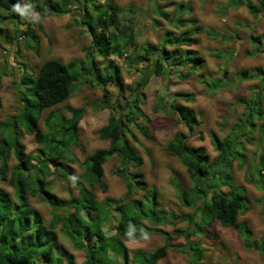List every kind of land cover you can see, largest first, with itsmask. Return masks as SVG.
I'll use <instances>...</instances> for the list:
<instances>
[{"label": "trees", "instance_id": "trees-1", "mask_svg": "<svg viewBox=\"0 0 264 264\" xmlns=\"http://www.w3.org/2000/svg\"><path fill=\"white\" fill-rule=\"evenodd\" d=\"M228 1L226 8L245 6L254 18L264 10L263 0L260 6H255L251 0ZM26 2L30 12H36L41 17L67 13L72 11V6L76 7L82 12L80 25L87 27L92 42L86 49L85 60L62 63L48 59L40 65L36 74L24 67L16 86L21 109L18 114L0 121V264H157L170 250L188 251L191 255L190 264H200L203 260L202 243L190 240L195 235L206 234L215 221L224 227H236L243 247L264 255V242L252 240L248 225L238 223L239 215L246 211L249 202L245 189L236 186L230 174L229 181L222 184L214 181L220 165L225 163L228 169L236 160L241 167L246 164L245 153L238 148L245 152V142L253 141V132L257 131L260 141L264 142L261 91L250 100L240 99L245 110L228 136L221 139L215 132H210L211 141L218 152L213 160L203 146L189 145L186 142L188 135L182 132L176 133L165 145L166 152L179 160L192 182L189 190L176 184L180 201L192 213L169 215L172 224L188 223L186 229L175 230L177 237L182 236L186 241L184 249L173 243L174 238L170 233L158 228L169 220L164 210L159 208L155 188L152 189L144 174L138 171L143 167L144 159L134 145L139 143L137 132L147 137L148 129L142 123H151L150 117L141 107L144 98L142 90L153 75L167 77L172 72L177 73L180 81H186L205 64V58L192 49L199 42L195 37L200 29L196 26L198 20L182 17L190 10L189 6L178 5L174 14L158 6L155 14L170 25V30L157 45L140 47L135 24L130 21L127 25L121 23V14L126 10L115 5L112 0L104 3L99 0ZM17 7L20 11L15 10ZM24 9L23 0H0V40L3 37L12 38L9 42L13 43V40L24 38L28 47L38 51L40 37L35 30H31L32 22H36L41 33H45V28L36 16L33 20L26 18L29 27L20 29L18 26L25 21ZM129 11L133 12V9ZM3 23L15 24L16 38L11 36L7 27L1 26ZM156 23L160 24L158 21ZM173 28L187 29L177 35ZM250 40L254 50L248 56L264 53V35H251ZM112 56L125 57V61L137 71H141L140 65H144L131 96L122 99L121 95L113 103L110 102L108 85L123 89L122 68L114 60H108L104 67L98 66L97 61L99 57L108 59ZM181 67L188 68L187 72ZM256 79H260L259 87L262 90L264 67L238 70L234 73L233 82L226 71L206 85L212 90L237 88L242 81ZM1 80L0 74V84ZM78 83L100 86L104 98L92 102V106L110 109L107 124L98 130L99 138L108 141L109 146L93 151L83 164V172L79 174L63 167V163L74 161L70 152L79 145V124L87 105L80 108L67 106L69 117L50 111L43 126L40 124L44 112L68 101L74 95ZM166 98L165 89L158 96L154 111L162 110L177 115L178 121L193 132L195 126L200 124L198 112L185 105H175ZM173 99L192 103L195 94L179 92ZM256 120L261 121V124H257ZM25 134L34 135L41 145L38 154L26 152V146L22 143ZM113 156L120 158L123 167L120 175L125 178L127 192L120 198L106 197L99 200L95 189L98 186L106 191L102 180L104 164ZM12 157L16 161L13 167L10 166ZM254 158L256 161L250 165L253 173L247 176V181L262 189L264 156L254 155ZM57 173L62 174L79 191L77 197L65 199L52 192L54 182L50 178ZM3 183L14 188L13 196L2 186ZM224 185H229L230 192L221 190ZM137 191H143L144 194L137 198ZM36 197L51 207L49 223L31 204L30 198ZM60 233L71 241L74 249L84 252L83 262L78 263L75 256L59 242ZM147 234L160 235L166 242L152 252L137 251L131 255L126 242Z\"/></svg>", "mask_w": 264, "mask_h": 264}, {"label": "rangeland", "instance_id": "rangeland-1", "mask_svg": "<svg viewBox=\"0 0 264 264\" xmlns=\"http://www.w3.org/2000/svg\"><path fill=\"white\" fill-rule=\"evenodd\" d=\"M99 1L104 3L106 0ZM251 1L255 6H260L261 0ZM23 2L25 21L18 27L22 30L27 29L29 26L26 18L33 20L37 16L44 25L45 33H41L36 22H32L31 30H35L40 37L38 51L28 47L24 38L18 39V41L13 40V43L9 42L12 38L3 37L0 40L2 43L0 47V74L2 75L0 121L18 114L21 109L16 86L21 79L24 67L30 73L36 74L40 65L48 59H56L62 63H68L71 60H85L86 49L92 42L87 27L80 25L82 12L76 7L72 6V11L67 13L41 17L36 12H30L26 0ZM112 2L126 10L121 14V23L127 25L130 21L135 24L139 33L137 41L140 47H146L149 44L157 45L161 42L164 34L170 30V25L155 14L158 6L163 7L166 12L174 14L178 5H188L190 10L185 12L182 17L198 20L196 26L200 29L195 37L199 42L192 49L197 50L205 58L204 66L186 81H180L177 73L172 72L167 77L153 75L150 78L149 83L142 90L144 98L141 103L142 109L151 119V123H142L148 129V136L137 132L139 143L134 144L144 159V165L138 171L144 174L148 185L152 189L155 188L159 208L164 210L169 220L167 224L158 228L170 233L174 238L173 243L183 246L181 248L184 249L186 241L182 236L177 237L175 230L186 229L188 223L172 224L169 215L171 213L175 215L192 213V210L186 208L180 201L176 188V184H179L182 188L189 190L192 187V182L179 160L166 152L165 145L176 133L182 132L188 135L186 142L189 145L203 146L213 160L218 152L211 141L210 132H215L221 139L231 133L233 126L245 110V106L239 102L240 99L250 100L257 92L261 91L264 111V85L261 90L260 79L242 81L237 88L212 90L206 85L207 82L220 78L226 71L229 80L233 82L234 73L238 70L264 67V53L248 56V53L254 50L250 36L264 35V10L254 18L245 6L226 8L228 0H112ZM130 8L133 9V12L129 11ZM156 21L160 24L157 25ZM1 26L7 27L11 36L16 35L15 24L3 23ZM185 29L187 28H173L177 35ZM262 48L264 49V41ZM108 60H114L121 66L124 84L123 89L108 85L111 92L110 102L113 103L121 95L122 99L131 96L142 75L144 65H140L141 71H137L135 67L125 61V57L112 56L108 59L99 57L97 59L98 66L104 67ZM181 68L185 72L188 70L185 67ZM91 78L93 80V77ZM165 89L167 90V100L175 105L191 107L198 112L200 124L195 126L193 132L178 121L177 115L162 110L154 111L155 105L158 104L157 98ZM179 92L193 93L195 100L192 103L183 100L175 101L173 97ZM102 98H104L103 89L100 86L91 87L87 83H78L74 95L68 101L46 110L40 122L43 126V121L50 111L69 117L67 106L80 108L87 105L86 113L79 124V145L73 147L70 152L74 161L63 163V167L73 169L77 174L83 172V164L93 151L106 149L109 146L108 141L99 138L98 130L107 124L110 109H96L92 106V102H97ZM256 123L261 124V121L256 120ZM251 137H253L252 142H245V152L238 148L240 152L245 153L246 164L241 167L239 161L236 160L231 163L228 169L225 163L220 165L214 181L217 184L229 181L228 174H230L234 178L235 185L245 189L249 202L246 211L239 215L238 223L248 225L252 232V240L264 242V185L261 189L247 181V176L253 173V170H250V165L256 161L254 155L264 156V142L260 141L257 131L253 132ZM22 143L26 146L27 153L35 155L39 153L41 145L36 141L34 135L25 134ZM15 165V158L12 157L10 166ZM122 172L123 167L118 156H113L106 161L102 180L107 189L103 191L96 186L95 193L99 200L106 197L120 198L127 192L125 178L120 175ZM50 179L54 182L52 192L59 197L68 199L79 195V191L62 174L57 173ZM2 186L12 196L14 195L15 190L11 185L3 183ZM221 190L230 192L231 188L229 185H224ZM143 194V191H137L136 197L140 198ZM30 202L49 223L52 217L51 207L38 197L30 198ZM190 241L202 243L203 260L200 264H264V255L256 250L243 247L236 227H224L218 221L210 225L206 234L195 235ZM59 242L75 256L78 263L85 260L84 252L74 249L71 241L61 233ZM165 242L166 239L160 235L147 234L137 240L126 242V246L130 254L133 255L137 251L152 252ZM190 262L191 255L188 251L170 250L167 256L159 260L157 264H190Z\"/></svg>", "mask_w": 264, "mask_h": 264}, {"label": "clouds", "instance_id": "clouds-1", "mask_svg": "<svg viewBox=\"0 0 264 264\" xmlns=\"http://www.w3.org/2000/svg\"><path fill=\"white\" fill-rule=\"evenodd\" d=\"M16 11H20V9L17 7L16 9H15ZM21 14H23V13H21Z\"/></svg>", "mask_w": 264, "mask_h": 264}]
</instances>
